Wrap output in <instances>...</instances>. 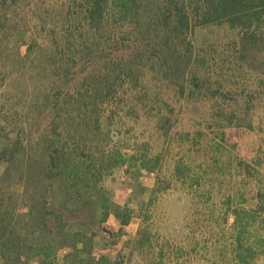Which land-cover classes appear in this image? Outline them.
<instances>
[{
    "label": "rangeland",
    "instance_id": "374dc122",
    "mask_svg": "<svg viewBox=\"0 0 264 264\" xmlns=\"http://www.w3.org/2000/svg\"><path fill=\"white\" fill-rule=\"evenodd\" d=\"M79 8L77 0H0V43L7 59L0 65V145L16 146L19 166L44 157L54 133L64 136L74 123L64 106L72 108L76 100L79 69L88 70L98 57H125L136 68L133 76H140L135 91L158 79L147 60L156 54L149 46L152 37L138 23L131 34L110 19L98 38L115 37V30L130 40L110 43L106 51L94 47L81 66L73 54L80 38H87L88 23L75 20ZM188 37L199 66L196 74L189 68L181 76L179 83L188 88L170 134L144 115L127 116L122 120L136 126L125 122L116 129L128 135L129 127L159 160L154 170L112 169L107 183L114 186L113 200L133 218L120 227L111 216L96 229L97 258L110 256L100 264H156L151 254L161 250L167 255L160 264H264V34L247 40L229 24H210L196 26ZM68 63L77 67L65 76ZM195 75L203 88L193 95ZM75 121L89 139L99 140L95 130L104 132L94 119ZM10 166L6 174L8 166L0 165V190L7 202L23 207L31 196L25 193L29 178ZM140 232L150 240L141 244ZM67 252L60 249V258Z\"/></svg>",
    "mask_w": 264,
    "mask_h": 264
},
{
    "label": "trees",
    "instance_id": "16d2710c",
    "mask_svg": "<svg viewBox=\"0 0 264 264\" xmlns=\"http://www.w3.org/2000/svg\"><path fill=\"white\" fill-rule=\"evenodd\" d=\"M77 1L80 8L75 20L80 25L83 21L88 23L87 30L82 28L87 38H80L75 46L78 53L73 54L75 59L80 57L81 66L83 57L92 54L94 47L106 51L110 43L120 45L130 40L121 38L115 30V37L98 38L99 33H105L110 19L131 34L135 33L134 24L138 23L141 32L152 37L149 46L156 54L155 58L147 60L155 72L157 70L158 79L147 83L143 92L135 91L140 76H133L136 68L125 57L116 54L98 57L88 70L79 69L81 85L75 88L76 100L72 108L64 107L74 123L80 118L94 119L95 127L100 124L104 132L94 131L99 140L89 139L88 134L72 123L64 136L54 133L50 146L40 155L44 157L30 159L28 164L20 166L17 163L22 155L16 146L0 145V165L8 166L6 174H11V164L16 165L14 168L21 176L25 173L29 178L25 193H31L26 205L17 207L16 202H7L0 190V264H100L110 261L109 255L97 258L96 229L103 227L111 216L117 219L120 227L130 224L133 218L131 210H123L113 200L114 186L107 183L113 177L112 169L120 166L130 172L154 170L153 161L159 160L145 151L150 149L149 142L145 149L141 147L140 137L129 127L128 135L122 132L125 137L116 133L125 122L136 126L134 121L122 119L127 116L138 119L144 115L157 120L166 136L170 134L174 121L181 114L176 109L184 108L183 104L178 108L179 99L188 88L179 83L181 76L189 68L196 74L195 68L199 66L197 58L193 62L194 49L188 39L196 26L229 24L247 40L264 34V0ZM1 48L0 43V65H3L7 59ZM75 67V63H68L64 67L65 76ZM202 84L195 75L189 90L194 95L197 89L203 88ZM126 86L131 88L130 92ZM231 115L234 116V112ZM32 180L34 185L30 184ZM260 195L264 199V192ZM140 234L141 244L145 239L150 240L147 232ZM62 248H68V252L60 258ZM166 255L164 250L151 254L153 259H158L156 264ZM245 260L243 256L242 261Z\"/></svg>",
    "mask_w": 264,
    "mask_h": 264
}]
</instances>
